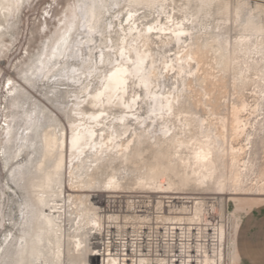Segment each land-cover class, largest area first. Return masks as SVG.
<instances>
[{
	"label": "rangeland",
	"instance_id": "obj_1",
	"mask_svg": "<svg viewBox=\"0 0 264 264\" xmlns=\"http://www.w3.org/2000/svg\"><path fill=\"white\" fill-rule=\"evenodd\" d=\"M88 1L21 0L10 11L11 16L8 15V20L0 15V26L3 27L4 32L0 38V264H16L15 250L17 244L18 247L21 245L20 235L28 238L37 221L36 199L39 193L43 192V189L38 187L41 183L39 177L45 171L49 172V168L59 159L58 149H55L48 158H43L45 136L50 132H55L58 136L62 133H70L71 125L77 121L75 105L81 103V109L90 110L88 101L84 103L82 98L83 88L90 84V91L95 92L102 85L99 77L107 74L112 68L108 65L96 71L95 68L77 67L76 69L80 70L78 73L86 71L88 79L86 80L84 76L81 81H76L69 78L76 71L72 66L86 61L94 66L99 62L101 66L102 50L111 51L107 52V58L116 60V50L111 49L110 39L105 38L106 40L102 42L100 37L102 35L98 34V43L96 45L93 43L92 52L88 48V43L84 42L78 50L76 49L77 51L75 50L71 58L62 60V65L58 63L51 73L57 74L56 77L50 79L51 74L45 77L44 70L41 68L42 62L52 49L60 28L67 25L73 11L77 13V19L78 17L81 19L80 9L84 8ZM212 1L209 7L205 6L201 0H169L166 10L175 18H188L189 27L194 29V37L197 38L198 45L201 47L199 56L203 60L200 81L192 79L191 86L185 87L174 71L168 72L169 69H164V63L169 61L171 65L170 60L179 52L177 45L163 46L160 39H156L155 36V44L151 46L159 73H161L157 82L161 85V91L171 90L176 93L179 87L182 105L187 111V117L183 119V123L186 139L192 142L181 152L186 164L177 161V158L174 159L173 149L154 144V135L164 136L161 125L155 129L157 123L155 122L145 133V137L141 136L136 140V146L132 147L128 161L106 162L102 166V169L93 176L90 186L88 185L86 189L87 192L79 194L84 202V205H79V210L84 211L87 219L91 221L101 218V223H106L105 229L101 230L90 223L87 230L90 233V239L85 256L90 264H103V259L101 261L98 256V248L95 250L94 248L99 247L102 238L109 239L106 237L108 231L116 233L117 236L127 235L126 243L129 242L130 247L133 246L134 240H146L151 230L159 235L170 227L188 228L189 225H172L166 221L192 217L196 209H200L202 220L208 221L205 223H211L209 227L226 221L231 240L228 244H233L230 246L231 259L226 260L225 264H232L236 254L235 218L237 217V222L242 225V228L248 221H261L264 224V202L254 207L249 213L240 212L235 215V204L229 201L241 197L264 199V119L261 118L264 116L250 117V122L256 125L258 118L262 120L259 121L257 131L248 147L250 151L246 161L249 162V168L240 179L242 183L240 188L236 190L234 188V176L237 169L232 168L230 160L226 158L223 160L221 157L215 158V174L211 182L200 185L194 182L188 183L185 180V176H191L192 171L196 169L192 159L193 152L198 148V142L204 140L196 130L201 119L208 120L213 132H223L225 137L223 143H218L217 146L223 145V149H226L231 146L229 123L233 104L240 106L242 103H247L251 108L260 105V108L264 110V0ZM140 3L145 6L135 10L141 17H146L145 24L156 23L159 13L164 12L160 7V0H141ZM125 5L126 2L121 1L120 7L123 8ZM115 7L113 8L117 11L118 7ZM237 13H240L242 21L251 17L257 24L258 33L245 30L241 26L240 19L237 20ZM124 16L126 17V10L122 18ZM109 17L107 13L106 19ZM160 19L165 21V16ZM110 23L109 20L105 35L109 38L112 35L116 40L118 35L116 36L114 32L115 25L111 26ZM217 27L221 28V31ZM219 32L221 36L233 42L231 60L221 57L220 52H216L218 47L213 44V37L218 36ZM73 33L74 40H81L80 38L85 36L84 34L80 36L78 31ZM119 34H122L121 30ZM245 35L250 36L252 43L249 44L247 51H241V48L235 46V41ZM107 46L110 47L107 48ZM89 57L90 59H87ZM54 59V57L49 58V67L52 66ZM227 62L229 66H226ZM246 65L251 66V70L247 73L248 79L243 81L238 75V68L241 66L245 68ZM11 87L13 91L10 92ZM134 89V85H131L130 95H133ZM77 97L80 100H77ZM210 99L212 103L216 102V105L213 104L214 107L205 106ZM141 106L139 114L147 117L150 114L147 113L150 102L148 105L144 102ZM118 116H120V110L113 109L110 121ZM131 124L130 133L135 139L134 130L136 129L137 134L141 135L144 126L138 125L136 120ZM121 130L118 128L119 132ZM128 135H124L123 139L127 140ZM69 159L68 157L70 172ZM40 161L43 164L39 169ZM151 171H159L163 175H160L156 182L143 187L141 178L149 177ZM113 176L120 182L119 189L114 190L107 185L109 178ZM68 177L69 185L77 183L78 180H72L67 175ZM64 179L65 169L60 181L64 183ZM83 180L89 181L85 177ZM168 183L173 184L169 186ZM54 186L55 191L59 192L61 185ZM106 188L110 192L117 193H105ZM168 191L172 193H164ZM70 204L71 202L69 206ZM73 208V211L70 207L67 208V214L62 217L63 229L67 234L65 246H63L65 256L62 258V264H82L78 258L69 256V229H72L76 217L75 207ZM63 211L64 209L61 212ZM110 215L114 217L108 222L106 216ZM11 241L12 246L8 250L7 245ZM94 243L97 245L93 246ZM118 243L117 246H120ZM120 249L117 247V250ZM91 255H97V258L92 260Z\"/></svg>",
	"mask_w": 264,
	"mask_h": 264
},
{
	"label": "bare ground",
	"instance_id": "obj_2",
	"mask_svg": "<svg viewBox=\"0 0 264 264\" xmlns=\"http://www.w3.org/2000/svg\"><path fill=\"white\" fill-rule=\"evenodd\" d=\"M20 1L21 0H0L1 17L8 20L7 17L10 11H12L13 7L19 4ZM121 1L126 2V5L123 8L120 7ZM140 1L141 0H138L139 3ZM201 2L205 6L210 7L213 1L201 0ZM127 4L128 0H112L111 2L110 0H89L84 8L80 9L82 14L81 19H79V17L77 19L78 15L76 12L74 13L73 11L71 13V19L66 26L60 28L58 36L53 42L52 49L42 62L41 68L44 70L45 77L50 76L58 63L62 65V60L67 57L71 58L73 53H75V50H78L84 42L88 43V48L92 52L94 48L93 43H95V45L98 43V34H101L102 36L100 37H102V42L106 40L105 38L110 39L112 44L111 49L116 50V60L107 58V52L110 53L111 51L102 50L101 55L103 56V62L101 63V66L97 61L96 66L92 65V63H86L87 61L78 65L75 64L72 67L76 71L73 73V76L69 77L71 80L81 81L84 79L86 71L84 70L82 73H78L80 70L76 69L81 66L85 69L95 68L96 71L101 70L108 65L112 66L107 74L116 67H124L128 68L131 73L134 68L133 62L136 60L144 61V66L147 69V72L143 80L138 79L134 74L127 77V92L120 94L122 101H131L133 97V95L129 94L131 85H134L135 95L140 96V99L136 101L135 105L131 106V109L124 107L123 103L115 101L109 105L106 99L110 95L108 92H105L103 103L96 100L97 93L102 91L104 85L107 83L105 80V74L99 77L102 85L95 92L90 91V84H87L83 88L82 98H84V103L88 101L90 110L84 108L81 109V103L75 105L77 106V121L71 125L70 133L68 134L66 132L58 136L55 132H50L45 136V152L43 158H48L55 149H58L59 159L55 165L49 168V172L45 171L44 174L39 177L41 183L38 187L42 188L43 192L39 193L36 199V205L38 207V213L36 216L37 221L33 226L32 234L28 238L20 235L21 245L18 247L17 244V249L15 250L16 264H62V258L65 256L63 246H65L67 236L65 229H63L64 221H62V217L67 214V208L70 207L73 211V206L75 207L74 214H76V217L72 229H69V256L78 258L82 264H90L87 262L85 256L88 248L87 243L90 239V233L87 230L90 227V223L97 226L99 230L102 228L105 229L106 223H101V218H96L91 221L87 219L88 217H86L84 211L79 210V205H84L82 196L79 194L87 192L86 189L90 186L89 184L91 183L93 176L102 169V166L106 162H115L119 160L128 161V156L132 151V147L136 146V140L141 136L145 137V133L150 130L153 123L157 122L155 129L161 125V130L164 133L163 137L161 135L153 136L155 138L154 144H160L161 147L173 149L174 159L177 158V161L179 160L186 164V161L181 156V152L183 148H186L189 143L191 144L192 142V140L190 142L186 139V129L185 124L183 123V119L187 117V111L184 110L185 106L182 105L181 96L179 95V87L176 89V93L171 90L167 92L161 91V85L157 83L159 81V74L161 73H159V67L157 66V61L152 53L151 46L155 44L154 40L156 36V39H160L163 46L174 44L179 47V52L170 60L172 64L170 65L169 61H166L164 63V69H169H165L168 72L174 71L175 74L181 78V82L185 87L191 86L192 79L195 81L201 80L200 72L203 67V60L199 56L201 47L198 45L197 38L194 37V29L189 27L190 24L188 18L178 19L175 18V16H172L170 12H166L169 0H160V7L164 12L159 13L160 15L158 16L156 23L145 24L144 19L146 17H141L140 14H138L133 17L131 22L123 24L124 30L134 27L135 31L127 32L126 45H118V40L124 38V32L122 31V34H119V31L121 30L123 21L126 19L125 16L122 18V15L127 9ZM101 5H103V7H101ZM114 6H116L115 8L118 7L117 11L113 8ZM107 13L110 15L109 19H106ZM162 16H165V21L160 19ZM239 19L241 21V26H243L245 30L256 31L258 33L257 24L251 17L242 21L240 13H237V20ZM109 20L111 21V26L115 25L114 32L116 33V36L118 35V39L116 40L112 35L110 38L105 35L108 26L107 22ZM60 23H62V20H60ZM230 25H232V23H230ZM149 27L153 28V31L150 33L147 31ZM89 29H93V31H89ZM217 29L220 30L221 28L217 27ZM2 30L3 27L0 26V38L4 33ZM74 31H78L80 36H82V34L85 36L80 38L81 40H74ZM178 32H183L185 34L177 35ZM249 37L250 36L246 35L241 36L235 41V46L241 48V51H247L249 44L252 43V39ZM213 44L218 47L216 52H220L221 57L226 59L229 58L230 60L232 59L231 50L233 42L231 40L224 38L219 32L218 36L213 37ZM109 47L110 46H107V48ZM119 47L125 48L123 56L119 53ZM51 57H54L55 59L52 61V66L49 67L48 62L50 61L48 60ZM87 59H90V57ZM226 66H229L228 62L226 63ZM250 70L251 66L249 65H246L245 68L243 66L238 68L240 79L243 81L247 80L249 77L247 76V73L250 72ZM56 76L57 74H51L50 79ZM87 79L88 77L86 76V80ZM145 83L148 85L147 88L144 87ZM211 85H213V83H211ZM9 91H13V88H9ZM151 97H157V99L153 100ZM77 100H80L79 97H77ZM144 102L145 105H148V102H150V108L147 112L150 114H148L147 117L143 114H139L140 107L142 108L141 105H143ZM209 102H206L205 106L210 105L214 107L213 104L216 105V102L212 103L211 99ZM169 104L171 105V114H169ZM113 109L120 110V116L115 117L110 121L111 111ZM211 111L214 112L212 108ZM101 112L106 114L101 115ZM254 115H257L258 117L264 116V110L260 108V105L251 108L247 103H242L240 106L233 104L230 111L229 123L231 146L226 149H223V145L220 147L217 146L218 143H223V139L225 138L223 132H213L208 120L201 119L200 124L198 123L199 127H197L198 129L196 128V130H198V133L201 134L204 140L198 142L199 146L193 152L192 159L196 169L192 171L191 176H185L186 182H194L200 185L211 182L215 174V158L221 157L223 160L224 158L230 160L232 168L237 169V173L234 176V188L235 190L240 188L242 184L240 179L244 176L243 173L249 168V162L246 161V157L250 151V148L248 147L251 144L254 133L257 131L259 121L264 119L263 117H261L262 119L258 118L257 125L251 123L250 117ZM122 118L123 123H121ZM134 120H136L138 125L144 126V131L141 135L137 134L136 129L134 130L136 136L135 139L130 133L132 127L131 123ZM182 127H184V129ZM98 128H101V130H98ZM118 128L122 129L121 132L118 131ZM124 135H128L127 140L123 139ZM74 136L76 138L75 145L73 144ZM68 157L70 158V172L68 168ZM42 164V161L38 163L39 169L42 167ZM64 169L65 181L63 183L60 181V178ZM67 175L70 176L72 180H78L77 183H71L69 185V177L67 178ZM160 175H163V173L161 174L159 171H151L149 177L141 178V184L144 187L151 182H156ZM83 177H85V179L88 178L89 181H84ZM116 180L117 179L114 176L109 178L107 185L110 186L111 189H117L120 187V182ZM57 184L61 185L59 192L55 191L54 185ZM172 184L168 183L169 186H172ZM170 191L164 193H172ZM104 192L117 193L116 191L110 192L107 188ZM100 196L102 197V195ZM69 202H71L70 206ZM77 202H79V204H77ZM63 209L64 211L62 213L61 211ZM106 217L109 220L108 222H110L114 216L110 215ZM205 221L208 222L207 220H202L200 217V209H196L195 215L192 217H181L166 221L172 225H189L188 228L184 229L186 231V238H197L198 240L205 242L202 246L200 245L199 248V252L202 254V251H204V254H202L197 260H186L185 264H225L226 260L228 261L231 259L232 253L230 246L233 243L231 245L228 244V241L231 242V240L229 239V228L228 225H226V221H223L221 224L214 227H209L211 223H205ZM174 229L178 228L174 227ZM106 237H109V239L105 240V237L102 238L99 247L96 246L97 243L93 244V246H96L94 250L98 248V256L101 261L103 259V264H170L160 258L150 259L147 257H141L133 261L129 253L123 254L122 252V248H129V242L126 243L127 235L120 234L117 236L116 233L108 231ZM117 242H119L118 244L120 246H117ZM11 246L12 241L7 245L8 250L11 249ZM117 247L118 249H121L117 250ZM90 258L93 260V258H97V255H91ZM235 259L236 256L233 257L232 264H235Z\"/></svg>",
	"mask_w": 264,
	"mask_h": 264
},
{
	"label": "built area",
	"instance_id": "obj_3",
	"mask_svg": "<svg viewBox=\"0 0 264 264\" xmlns=\"http://www.w3.org/2000/svg\"><path fill=\"white\" fill-rule=\"evenodd\" d=\"M184 229V227H178V229L170 227L159 235L151 230L146 240H134L133 246H130L129 250L126 247L122 248V252L129 253L133 261L141 257L160 258L170 264H185L186 260H197L204 254V251L202 254L199 252V248L205 242L197 238H186Z\"/></svg>",
	"mask_w": 264,
	"mask_h": 264
},
{
	"label": "snow or ice",
	"instance_id": "obj_4",
	"mask_svg": "<svg viewBox=\"0 0 264 264\" xmlns=\"http://www.w3.org/2000/svg\"><path fill=\"white\" fill-rule=\"evenodd\" d=\"M145 5L142 3H139L138 0H128L127 9H126V19L123 21L121 25V31L124 32V38L118 40V45H126L127 43V32L128 31H135L134 27H130L128 30H124L123 24L129 23L133 20V17L135 15H138L139 13L135 11L137 8H142ZM103 7V5H101ZM89 31H93V29H89ZM147 31L150 33L153 31L152 27H149ZM183 32H178L177 35H184ZM111 43V41H109ZM125 51L124 47H119V53L121 56H123ZM100 62H103V56L100 57ZM134 68L133 71L130 73L128 68L124 67H116L114 70H112L109 74H106L105 80L107 83L104 85L103 90L98 92L96 95V100L100 101L101 103L104 102L105 99V92L110 93V95L106 98L109 105H111L114 101L118 103H123V106L126 108L131 109L132 105H135L136 101L140 99V96L135 95L133 93V97L130 102H123L121 98V93L127 92V85H128V79L127 77L129 75H135L138 79L143 80L145 77V74L147 72V69L144 66L143 60H136L133 62ZM147 83L144 84V87L147 88ZM151 99L155 100L157 97H151ZM106 113L101 112V115H105ZM155 114V113H153ZM169 114H171V105L169 104ZM134 118V117H133ZM121 123H123V118L121 119ZM76 138L74 136L73 138V144L75 145Z\"/></svg>",
	"mask_w": 264,
	"mask_h": 264
},
{
	"label": "crops",
	"instance_id": "obj_5",
	"mask_svg": "<svg viewBox=\"0 0 264 264\" xmlns=\"http://www.w3.org/2000/svg\"><path fill=\"white\" fill-rule=\"evenodd\" d=\"M235 204V215L249 213L254 207L262 205L264 199L241 197L230 199ZM234 225L235 264H264V224L261 221H248L245 226L237 222ZM262 224V225H261Z\"/></svg>",
	"mask_w": 264,
	"mask_h": 264
}]
</instances>
